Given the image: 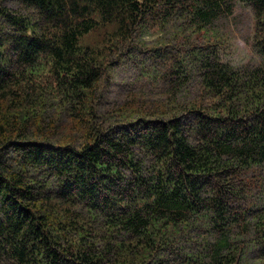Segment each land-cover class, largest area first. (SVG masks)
Here are the masks:
<instances>
[{
    "label": "trees",
    "instance_id": "16d2710c",
    "mask_svg": "<svg viewBox=\"0 0 264 264\" xmlns=\"http://www.w3.org/2000/svg\"><path fill=\"white\" fill-rule=\"evenodd\" d=\"M3 1L0 264H264V198H241L264 193V0ZM235 1L258 57L239 67L213 27ZM175 19L182 55L148 50L170 100L102 114L114 68Z\"/></svg>",
    "mask_w": 264,
    "mask_h": 264
},
{
    "label": "rangeland",
    "instance_id": "374dc122",
    "mask_svg": "<svg viewBox=\"0 0 264 264\" xmlns=\"http://www.w3.org/2000/svg\"><path fill=\"white\" fill-rule=\"evenodd\" d=\"M3 4L7 7L19 9L16 0H4ZM178 26H183V40H186L190 27H186L183 21L178 19L171 20L168 24L161 27L152 28V34H143L139 41L144 44L145 49L135 52V60H123L118 64L112 74V81H108L103 89L99 111L107 115L117 105L127 101L131 96L139 99L151 101L170 100L167 93H171L168 85L169 81L165 78L166 63L164 57H151L148 50L156 43L163 45V51L171 53H180L176 45L177 38L180 36ZM215 34L220 37L221 44L217 49L219 58L239 67L246 64H253L258 60L257 54L252 50L250 43L254 33V21L250 8L242 2L235 1L231 12L221 15L213 23ZM178 51V52H177ZM145 71V73H144ZM153 75V76H151ZM199 75L195 70L189 76V81L181 90L175 92L176 98L183 100L184 97L190 96L198 88L197 79ZM108 117V116H107ZM106 123L105 125H107ZM127 179H130L127 172ZM249 192H252L257 198H264V193L258 195L254 187H245L242 197L248 203L251 202ZM253 203L251 207L253 208Z\"/></svg>",
    "mask_w": 264,
    "mask_h": 264
}]
</instances>
